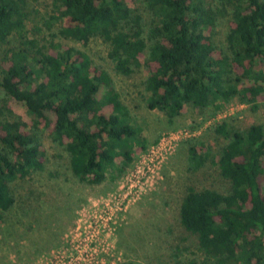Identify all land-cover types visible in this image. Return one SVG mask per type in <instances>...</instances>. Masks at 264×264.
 Returning <instances> with one entry per match:
<instances>
[{
  "label": "trees",
  "instance_id": "16d2710c",
  "mask_svg": "<svg viewBox=\"0 0 264 264\" xmlns=\"http://www.w3.org/2000/svg\"><path fill=\"white\" fill-rule=\"evenodd\" d=\"M30 14L26 0H0V220L15 203L11 183L43 168L42 130L67 153L75 177L91 185L115 162H130L135 146L144 148L108 71L59 40L100 38L125 77L144 66L146 106L170 122L186 106L211 105L216 114L231 101L264 102V0H52L41 20L55 31L43 43ZM226 16L223 50L212 28ZM11 100L24 103L29 122ZM212 126L226 142L211 162L228 185L188 187L183 195L179 224L201 255L186 264H264V121L245 130L226 119ZM191 139L189 159L199 168L209 152Z\"/></svg>",
  "mask_w": 264,
  "mask_h": 264
},
{
  "label": "rangeland",
  "instance_id": "374dc122",
  "mask_svg": "<svg viewBox=\"0 0 264 264\" xmlns=\"http://www.w3.org/2000/svg\"><path fill=\"white\" fill-rule=\"evenodd\" d=\"M26 1L31 10L29 25L33 27V36L43 43L44 38L49 39V33L55 31L41 20L47 19L45 13L50 10L52 0ZM138 4L141 10V2ZM134 5L135 2L131 3V7ZM145 21H149L147 15ZM228 22L226 16L212 28V39L223 50H226ZM57 40L59 38L54 39L62 44H73L87 53L95 65L108 71L132 124L140 129L139 140L144 148L135 146L130 162H115L106 170L102 183L91 185L75 177L67 153L50 141L47 130H42L43 168L11 183L15 203L0 220V264H49L52 252L70 245L71 232L85 207L98 198L125 192L130 183L136 185L134 194L126 203V210L118 214L116 223H110L114 250L109 262L186 264L190 259H201L194 238L179 224L180 201L188 187L226 190L227 181L219 176L211 162L212 155L226 140L213 132L212 125L226 119L235 129L245 130L253 123H261L264 102L251 108L231 101L216 114H211V105L203 110L186 106L183 113L170 122L163 112L146 106L144 66L125 77L114 71L107 56L108 45L100 38H92L87 44ZM10 106L23 120H31L23 102L11 100ZM190 138L209 152L207 161L199 168L189 159L186 140ZM125 184L127 187L120 190Z\"/></svg>",
  "mask_w": 264,
  "mask_h": 264
},
{
  "label": "built area",
  "instance_id": "2783aa9c",
  "mask_svg": "<svg viewBox=\"0 0 264 264\" xmlns=\"http://www.w3.org/2000/svg\"><path fill=\"white\" fill-rule=\"evenodd\" d=\"M126 187L127 184L120 190ZM135 187V184L130 183L125 192L104 199L98 198L97 202L85 207L71 232L73 236L70 245L61 251L52 252L49 264H113L109 262L114 250L113 241H110V223L114 225L118 214L126 210V203L134 194Z\"/></svg>",
  "mask_w": 264,
  "mask_h": 264
}]
</instances>
